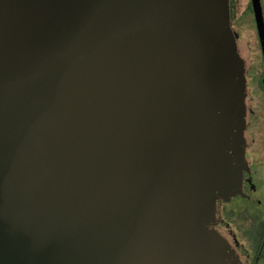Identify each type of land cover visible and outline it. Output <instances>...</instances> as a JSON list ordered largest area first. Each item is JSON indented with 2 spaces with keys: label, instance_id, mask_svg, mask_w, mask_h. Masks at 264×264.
Listing matches in <instances>:
<instances>
[{
  "label": "water",
  "instance_id": "obj_1",
  "mask_svg": "<svg viewBox=\"0 0 264 264\" xmlns=\"http://www.w3.org/2000/svg\"><path fill=\"white\" fill-rule=\"evenodd\" d=\"M234 24L231 0H0V264H248L219 225L249 145Z\"/></svg>",
  "mask_w": 264,
  "mask_h": 264
},
{
  "label": "rangeland",
  "instance_id": "obj_2",
  "mask_svg": "<svg viewBox=\"0 0 264 264\" xmlns=\"http://www.w3.org/2000/svg\"><path fill=\"white\" fill-rule=\"evenodd\" d=\"M262 2L264 6V0ZM231 4L232 18L235 20L234 25L249 51L248 59L251 63V68L247 75L249 86L247 101L250 109V133H248L250 144L247 163L251 166L257 188L253 192L254 203L241 198H236L230 202L229 207L234 209L235 215L230 216L233 223L228 222V224L237 233L240 244L252 255L254 253L253 245L247 237L248 232L251 231V225L243 209L249 208L253 210L252 213L259 211L261 215H264V87L262 85L264 59L255 16L251 8V0H231ZM225 218L226 221L230 220L228 217ZM258 264H264V260H261Z\"/></svg>",
  "mask_w": 264,
  "mask_h": 264
},
{
  "label": "flooded vegetation",
  "instance_id": "obj_3",
  "mask_svg": "<svg viewBox=\"0 0 264 264\" xmlns=\"http://www.w3.org/2000/svg\"><path fill=\"white\" fill-rule=\"evenodd\" d=\"M264 8V6H263ZM261 46V45H260ZM264 79V77H263ZM262 79V83H263ZM248 131L250 133V124L248 125ZM250 144V142H249ZM249 159V145L247 147V161H246V167H245V179H244V187L242 193L238 194L237 196L233 197L229 201H220V217H219V225L224 228L234 239L235 244L239 247L241 252L246 256L248 264H254L256 259V252H257V237L258 233L263 235L264 239V215L260 214L259 211L250 210L249 208H244V212L246 213V217L248 218L249 224L251 225V231L248 232V239H250L251 244L253 245L254 253L250 255L248 251L242 246L238 240V235L235 233L229 226L228 222H232V219H230V216L232 217L235 215V211L233 208L229 207V204L231 201H233L236 198H241L243 200H248L250 203H254V191L256 190V182L254 181V174L252 172L251 166L247 163ZM251 212V213H249ZM228 217L230 220L226 221V218ZM227 218V219H228ZM258 230V231H256Z\"/></svg>",
  "mask_w": 264,
  "mask_h": 264
},
{
  "label": "trees",
  "instance_id": "obj_4",
  "mask_svg": "<svg viewBox=\"0 0 264 264\" xmlns=\"http://www.w3.org/2000/svg\"><path fill=\"white\" fill-rule=\"evenodd\" d=\"M251 8H252V4H251ZM252 10H253V8H252ZM262 85H263V83H262ZM256 231H258V230H256ZM256 242H257V252H256L257 254H256V259L254 261L255 262L254 264H258L261 260H264V239H263L262 234L258 233V237H257Z\"/></svg>",
  "mask_w": 264,
  "mask_h": 264
}]
</instances>
